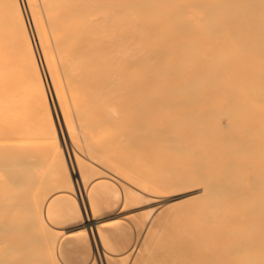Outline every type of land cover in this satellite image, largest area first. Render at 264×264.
<instances>
[{
  "label": "bare ground",
  "instance_id": "bare-ground-1",
  "mask_svg": "<svg viewBox=\"0 0 264 264\" xmlns=\"http://www.w3.org/2000/svg\"><path fill=\"white\" fill-rule=\"evenodd\" d=\"M42 6L45 20L37 0H0V77L7 78L0 81L10 80L4 84L5 88L0 85L3 90L0 93L3 92L2 96L7 93L4 97L9 99L5 101H9L6 109L11 116L10 122L16 126L11 127L18 128L24 136L26 128L39 135L56 131L62 139L59 132L63 128L58 132V125L54 122L59 108L66 132L73 138L74 128L71 129L72 123L65 112L68 108H62L66 103L60 101L64 88L60 72L55 74L59 69H54L58 67L54 57L77 56L83 60L84 55L87 58V55L115 54L117 63L131 62L130 66L126 63L135 67L134 70L130 68L131 71L139 70L144 79L150 76L146 79L150 85H144L148 90L144 91L145 97L140 102L143 109L159 115L164 112L168 117L165 121V115H162L167 123L162 122L165 126L158 130L157 139L156 135L150 134L159 129L158 124H153L156 119L149 118L150 114L148 116V120L155 119L153 123L149 122L154 131L142 132L145 135L150 133L147 139L153 137V141L147 143L151 140L149 138L144 144L146 136L142 134L141 143L144 144L143 150L146 148L144 151L154 153L146 152L153 155L152 164H161L162 168H154L153 164L151 168L155 170L158 167L159 170H155L158 174L153 171L151 175L152 171H147L146 179L148 176L157 178L152 177L148 183L146 180L138 181V184L142 188L148 186L155 197L158 193L167 194L166 203L175 198H180L179 202L173 203L181 205L191 201L188 208L184 204V212H173V220L182 226L188 241L189 264H264V0H42ZM47 28L52 32L56 51ZM127 31L134 33L132 41L127 38ZM50 57L56 61H53L55 67L50 64L53 60ZM78 59L71 57L69 67L65 62L68 69L62 68L64 73L70 68L76 71L72 74L80 73L82 70L78 65L82 64L75 62ZM73 62L79 70L74 69ZM98 62L101 63L100 59ZM18 66L20 69L14 71ZM121 67L125 68V65ZM106 72L108 74L107 69ZM12 77H16L18 82ZM36 77L43 86L39 93L31 84ZM15 82L20 87L24 84L22 88L27 92L24 93V88ZM60 83L61 87L58 86ZM9 85L14 86L12 89L15 91L9 90ZM16 90L21 95H17ZM11 91L20 98L10 95ZM115 91L111 94L116 93V97L123 95V91ZM14 101L19 103L14 104ZM48 102H51V112ZM157 121H160L159 117ZM122 129V134H125V129ZM147 130L150 131L148 126ZM111 133L112 137L108 136L111 143L116 141L112 139L117 135H122ZM64 134L63 139H66ZM94 139L97 142L98 139ZM125 141L128 142L127 138ZM98 142L102 144L103 141ZM105 142L103 144L111 150L109 146L112 147L113 143ZM126 146L130 147V144ZM140 146H131L129 151L136 148L137 152ZM143 150L140 148V154ZM117 153L120 154L119 149ZM150 156L142 157L148 161ZM67 158L63 162L65 169L74 177L78 174V181L86 185L81 172L84 171L82 160L74 151L73 154L68 153ZM145 175L139 178L143 179ZM84 189L88 201L81 198L78 211L84 214L83 229L90 231L96 241L94 231L98 222L93 213L99 209L94 205L90 187L85 186ZM134 191L139 199L145 197L140 187ZM157 200L154 203L150 200L155 205L150 210L155 212L156 227L160 228L157 216L169 212L171 204L157 207ZM182 238L180 235L179 239L184 243ZM10 250L6 244L0 246V264H11ZM110 251H102L98 246L93 259L97 264H112ZM180 258L179 264H185L184 257ZM154 261L161 263L159 260L151 263ZM164 262L169 261L161 264Z\"/></svg>",
  "mask_w": 264,
  "mask_h": 264
},
{
  "label": "rangeland",
  "instance_id": "rangeland-1",
  "mask_svg": "<svg viewBox=\"0 0 264 264\" xmlns=\"http://www.w3.org/2000/svg\"><path fill=\"white\" fill-rule=\"evenodd\" d=\"M37 1L39 11L42 12L45 20L42 0ZM47 31L50 33L51 45L56 51L54 41L52 40V32L48 28ZM128 32L129 31L126 33ZM133 34L132 31L129 32L128 35L126 34L130 41H132L134 37ZM137 54L139 55V53ZM67 57H70L69 61ZM71 57L75 59L79 58L75 60V62L77 64L81 63L82 66L80 64L78 66H80L82 71L84 69L85 72L81 71L82 73L72 74L73 71H76L70 68L69 70H65L64 73V69L62 68L66 67L64 66L66 63L69 67L68 63H71ZM82 57L83 60H80V57L77 56L54 57L58 67L53 65L54 59L50 57L53 59L50 64L54 67L56 66L55 68L53 67L54 69H59L57 72L54 70L55 74L60 72L59 76L61 77L62 87L64 88L63 93L60 92L62 93L60 94L62 95L60 101H62L63 104L64 102L66 103L64 104L66 106L62 105V108H68L65 112L68 113L66 115H68L70 124L72 123V126L70 125L71 129L74 128L72 129L73 138L69 137L68 131L66 132V127H64V123L62 122L63 116L58 106V115L56 116L59 118L54 115V122L55 125L59 127H57L58 132L62 130L59 132L62 139H60L56 131H54L55 133L51 131L48 135H39L36 134L33 129L28 128H26L27 137L24 136L18 128H14L16 127L14 123L10 122L11 116L6 109V103L9 101L5 103V101L9 99H6L7 96L4 97L7 93L3 96L1 95L3 94V90L0 89L2 90L0 93V173H2L0 174V246L6 244L11 249L10 252H12V255L9 254L12 256L11 260L9 259L11 264H94L96 261L93 259V256L98 246L101 247L102 251H104V249L106 252L111 250L110 252H112L113 255L111 263L117 262L116 264H120L119 260L123 264H147L148 262V264H152L155 262L151 263L152 260H159L161 263L166 260L169 261L167 262L169 264H174L175 261L176 264H179L181 261L180 257H184L185 260L183 258V261L185 264H189L188 241L185 239V232L182 226L178 221L173 220V212H179L177 214L184 212L182 209H186L184 204H186L188 208L191 201L189 204L185 202L181 205L180 203H173V201L179 202L177 200L180 198H175L166 203L169 197L167 194L163 195V193H158L157 197H155L156 195L151 194L153 192L148 186L144 185L142 188V185L139 186L138 184V181L145 180V182L148 183L154 176L151 178L148 176L146 179V173L152 171L150 173L152 175L153 171L156 169L159 170L158 167L161 165H155L156 163H153L154 168L156 166L158 167L155 170L151 168V166H153L152 154H149L151 158H148V161L151 160L150 164L147 159H144V157H149L146 152L153 153L152 151H144L146 148L143 150V146L149 138L151 140L147 143L151 144L153 141V137H148L147 139V135L150 133L145 135L153 129V127L151 129L150 126L152 125H150L149 122L153 123L156 119V122L153 124H158L157 127H159V129H155V131L153 129L154 133L156 131L157 133H152L150 135H156L155 138H157L158 130H163L162 126H165L164 123H167L165 121L168 120L167 114L165 115L164 112H161L162 114L159 115L156 112H151L147 108L143 109L144 106H141L142 103L140 104L145 97L144 91L148 90L145 86L148 85V80L146 79H150V74L148 75L149 77L144 79V75L139 70L136 72L131 71V69L135 68L134 66L133 68L129 67L131 62H126L129 66L123 62V64L125 63V68H122L121 66L124 65L116 62L115 54L87 55V58L84 55ZM91 57L93 58L91 59ZM97 57H100L101 63L98 62L99 59H97ZM58 58L61 59V61H59ZM109 58L110 60H108ZM104 59L107 61H104ZM83 63H86V66L89 65L87 67L89 69L94 67L92 71L90 69L92 75ZM114 63H116L117 66ZM77 64H73L76 70L79 68H75ZM114 65L116 68H113ZM13 66L14 65L10 67ZM53 68L51 69L53 70ZM19 69L18 66L14 71ZM96 69L98 73L94 72ZM106 69L108 74H106ZM67 71H69L68 74H66ZM100 71H102V74ZM19 72H22V74L24 73L23 70ZM144 72H146V70ZM12 73L14 74L13 70ZM16 73L18 75V72ZM55 74L54 76L57 79ZM3 78H5V76L2 78L0 77V79ZM15 78H13L14 81H17ZM55 78L53 80H56ZM59 79L58 81L61 82ZM9 81L6 80V82ZM6 82H2L1 80L0 85L5 88L6 85L4 84H6ZM23 83L25 82L23 81ZM53 83L56 82L54 81ZM31 84L37 93L43 90V86L38 77L32 79ZM60 85L61 83L58 84V86ZM18 86L20 87L19 84ZM22 86L20 88H22ZM58 86L56 85L55 87L58 88ZM9 87V90H14L12 89L14 86L9 85ZM17 88L18 87H16V89ZM71 88L73 90H71ZM58 89L61 91L60 88ZM149 89H151V86ZM17 90V95H21ZM115 90H118L117 93L123 91V95H118V97H116V93L114 95L111 94L116 92ZM23 92H27L25 88ZM14 94L15 93L11 91L10 95L14 96ZM46 95L48 97V94ZM72 96H74V98ZM39 97L40 96H37V98ZM43 97H45L44 94ZM14 98L20 97L14 96ZM15 103L17 104L19 102L14 101V104ZM86 104L91 105L87 106ZM11 105L12 104L9 106ZM149 106L151 108V105ZM48 108L49 112H51V102H48ZM90 111L94 115H91L92 113L90 114ZM149 114V118L153 119L154 117L155 119L148 120ZM152 114L156 116H152ZM162 115H165V121H163L164 117ZM157 116L160 121H157ZM160 117L162 119H160ZM144 118L146 123L144 122ZM55 120H59V122ZM144 123L147 125H144ZM147 126L149 130L151 129L150 131H146ZM61 127L63 129H61ZM122 127L125 129V134H122ZM164 129H166V127ZM16 130L19 131L17 132ZM142 131L146 133L143 134L144 132ZM15 132L19 135L16 133L18 135L16 136V134H14ZM111 132H116V134L119 132L125 139L119 138L120 135L116 137L114 134L113 137L115 136L116 139L112 140L116 141L112 142L113 145L110 140L112 137ZM95 133L99 137H97ZM62 134H64V138L66 139H63ZM142 134L146 136V139ZM125 135H127V137ZM89 137H93L92 140ZM100 137L103 139H99ZM142 137H144L145 140H143L144 144L141 143ZM94 138L98 139L97 142ZM118 138L122 141H119ZM126 138L128 142L125 141ZM65 140L67 141L65 142ZM99 140L103 142L108 140L109 142L107 141V143H105H111L112 147H110L111 145L109 144V148L112 149L108 150V146H105L103 142L101 144V142H98ZM65 144H67L68 147L65 146ZM128 144H130V147H136L139 144V146H141L137 148L139 150L141 148L144 152L142 151L141 154L139 150L135 152L136 148L131 149L130 152V147L126 146ZM125 147H127L128 150ZM118 149L120 154L117 153ZM73 151L76 157L78 156L82 160L81 168L84 171L81 170V172L84 176L86 185H82L80 180L78 181V174H75L74 177L65 169L66 166L63 162L65 158L66 160L68 159V153L73 154ZM112 153H114V155ZM141 160H143V162ZM148 165H150L149 170ZM161 168L162 166L160 169ZM158 170L155 171L157 174ZM144 175L145 179H140ZM135 176L137 177L135 178ZM76 177L78 182L76 181ZM78 185H80V188ZM85 186H89L90 190H92H89L90 195L92 194L91 197L93 196L94 205L99 209V212L93 213L96 222H98L97 229L94 231L97 243L94 241L90 231L83 229L84 214L78 211V202L81 203V198L84 202L85 200L88 201L86 196L87 193L84 189ZM104 186L106 187L104 188ZM136 187L143 189V194L145 195L143 199H139L135 193L134 189ZM144 187L147 189L145 190ZM148 189H150V191H148ZM79 190H81V193ZM92 199H90L91 203L93 202ZM150 200L152 202L154 200H157L156 202L159 201L158 204H156L157 207L160 204L162 206L164 205L163 207H165L166 204H171L172 206V208L170 206V209L167 210L169 212L157 216L161 222L160 228L156 227L155 212L150 210V207L153 208L155 205L153 204L154 202L151 203ZM146 205L149 206L147 207ZM111 207L114 208L112 209ZM92 225H96V223ZM180 235L181 238L183 237L182 239H185L184 243L179 239ZM130 252L131 258L129 256ZM21 255L22 257H20ZM14 257H18V260L16 261ZM116 259L118 261H116ZM167 263L164 262L163 264ZM95 264H97V262ZM154 264H156V262Z\"/></svg>",
  "mask_w": 264,
  "mask_h": 264
}]
</instances>
